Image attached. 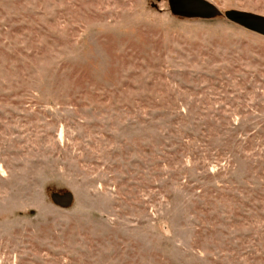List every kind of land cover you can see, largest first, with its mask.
<instances>
[{"label":"rangeland","instance_id":"374dc122","mask_svg":"<svg viewBox=\"0 0 264 264\" xmlns=\"http://www.w3.org/2000/svg\"><path fill=\"white\" fill-rule=\"evenodd\" d=\"M205 1L0 0V264H264V0Z\"/></svg>","mask_w":264,"mask_h":264},{"label":"water","instance_id":"95a60500","mask_svg":"<svg viewBox=\"0 0 264 264\" xmlns=\"http://www.w3.org/2000/svg\"><path fill=\"white\" fill-rule=\"evenodd\" d=\"M170 12L181 18L211 19L217 15L215 6L205 0H167ZM224 17L250 32L264 36V16L238 10H228ZM62 205H68L71 201L70 194L61 198H53Z\"/></svg>","mask_w":264,"mask_h":264}]
</instances>
